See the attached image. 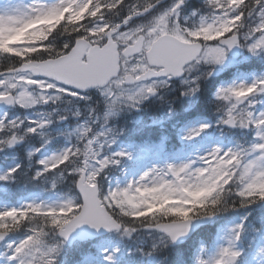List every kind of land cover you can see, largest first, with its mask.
I'll return each instance as SVG.
<instances>
[{"label":"snow or ice","instance_id":"6c2138e0","mask_svg":"<svg viewBox=\"0 0 264 264\" xmlns=\"http://www.w3.org/2000/svg\"><path fill=\"white\" fill-rule=\"evenodd\" d=\"M161 4L30 0L0 10V105L52 109L35 118L0 112V153L40 138L28 152L31 160L55 139L47 134L49 125L83 118L75 142L35 159L30 177L46 183L47 191L70 181L67 193L54 203L32 200L0 209V264H57L63 244L85 225L128 237L138 229L156 230L175 243L195 221L264 203V110L255 99L264 95V78L216 93L223 113L218 123L254 132L247 147H214L187 163L153 167L123 186L109 181V171L130 158L124 151L106 154L116 143L107 127L110 117L123 107L136 108L177 78L189 85L181 95L195 94L200 77L192 73L200 65H222L233 48L264 54V0H205L207 14L193 9L189 16L183 14L187 0H172L163 10ZM93 90L101 101L90 103ZM62 99L85 102V111L53 107ZM209 127L201 124L185 139ZM21 168L16 163L0 172V182L15 181ZM246 220L227 230L214 256L206 259L201 250L194 264H239ZM21 231V238H9ZM156 247L137 251L151 255ZM120 251L104 248V264H116Z\"/></svg>","mask_w":264,"mask_h":264},{"label":"rangeland","instance_id":"374dc122","mask_svg":"<svg viewBox=\"0 0 264 264\" xmlns=\"http://www.w3.org/2000/svg\"><path fill=\"white\" fill-rule=\"evenodd\" d=\"M29 2H30V0H0V10L9 9V8L15 9V8L21 7L23 5H26ZM190 13H191V11L184 10V15L185 16H189ZM201 14H204V13H201ZM205 14H207V13H205ZM224 65L225 66L232 65V61L230 60V58L228 56H227L225 62L221 66H224ZM248 75H250V74H247V73L246 74H242V75L238 74L237 76H235V78L232 81L223 83L217 89V91L220 88L227 87V86H229L231 84H238V83H241V82L250 83ZM255 75H258V74H251V76H255ZM260 78H264V72H262L260 74ZM188 88L189 87H187L185 89V91H187ZM217 91H216V93H217ZM189 96H193V94H189ZM261 100L264 103V96L261 97ZM74 102L75 101H73L72 104H68L67 107L71 108L72 110H77V109L80 110L81 108L78 106V104H77V106H75V105L72 106ZM125 108L126 107H123L114 116L117 117V115H119L122 112V110L125 109ZM259 109L260 110H264V105H262V107H260ZM46 112H48V111H46ZM34 113L36 114L37 112H34ZM34 113H31L32 114L30 116L31 118H35V114ZM131 122H132L133 126L127 128L130 131L133 130V129H136V127L134 126L135 121L133 120ZM80 123H83V120ZM78 124L79 123H76V125L73 127V130L76 129ZM201 124L202 123L200 121L198 123L194 122L191 126L188 125V126L182 128L180 130L182 135L184 134V142L187 141V139H185V137L187 136L188 132L191 129H193V128H198ZM107 127L111 128L110 126H107ZM242 130H244L243 131L244 133H247L245 131L247 129H242ZM113 131H114V134L116 136V142L118 144H113L107 150L106 154L110 155L112 152L124 151V152L128 153L129 156H130V158H126V159L128 161L130 160L131 163H135V167H133V165L127 164L128 161H124V159H123L122 162H121L120 167L117 168V169H114L115 176H113V178H112V174L108 173L109 181H111L112 184L120 183L121 186H123L128 181H131L133 179H138L140 175H142L145 171H148V170L152 169L153 167H164V166H166L168 164L179 165V164L187 163L189 161L196 160L199 156L206 154L208 151H210L214 147L228 148V147H233V146L236 145L234 143H231V144H228V145H222L221 143H217V142L212 143L211 142L210 144L202 145V147L201 146H199V147L194 146L190 152L184 153V160L179 157L180 156L179 153H176V154L168 153V158L167 159L164 158L165 160H163V161L158 160V162H155V159H154V153L155 152L152 149V147L150 146V144H145V145L143 144V146L138 147L136 142H133L134 140H132V139L130 140L129 139L130 138V133H128L125 128L116 129L114 127ZM248 131H250V130H248ZM122 133H124V135H125V138H126L125 141L123 140V136L121 135ZM119 135H121V136H119ZM127 139H129V140H127ZM219 139H220V136H219ZM145 141H143V142H145ZM245 147H247V146H245ZM12 164H10L8 166L11 167ZM5 169L6 168H0V172L5 171ZM31 176L32 175L24 177V179H23L24 182H21V185L22 186L24 185L23 186L24 188L29 187V186L37 185V184H33V183H36L38 181L30 180ZM37 186L43 187V189H47L48 188V185L46 183H44L43 181H39ZM1 189H7V188L2 187ZM40 191H42V190H40ZM50 193H51V195L46 200H43V201H45L47 203H54L61 196L64 195V194H59L57 191H50ZM41 197L42 196H41V193L39 191L38 192L34 191V193L32 195L30 194V195H28L26 197L25 201L24 200L21 201L20 206H22L23 204H25L27 202H30L32 200H37V201L42 200ZM20 206H18V207H20ZM6 207H13V205H11V204L3 205L2 203H0V209L6 208ZM231 226H233V224L229 223L222 230L223 235H220V239L226 238L227 230ZM111 237H112L111 235H105V236L98 237V238L94 239L92 242H90L89 245H88L89 249L92 248V247H96L100 257L97 256L96 254L84 255L83 256V261L81 263H78V264H104L102 250L104 248H108V249H111L113 247H119L120 248V246L118 244H114L112 242V238ZM48 239L51 240V236H49ZM154 239H155V241L158 244L165 243V239H164V237L161 234L156 235L154 237ZM224 243L225 242H220L219 247L222 244H224ZM218 248L210 256L205 257V258L207 259V258H210V257L214 256L216 251L218 250ZM78 249H79V243H77L76 246L74 247V251H77ZM61 250H62V248H61ZM88 253H90V252H88ZM121 253H122V251H120V254ZM253 264H264V241H263L262 246L260 248V252L257 255V257L255 258V261H254Z\"/></svg>","mask_w":264,"mask_h":264},{"label":"trees","instance_id":"16d2710c","mask_svg":"<svg viewBox=\"0 0 264 264\" xmlns=\"http://www.w3.org/2000/svg\"><path fill=\"white\" fill-rule=\"evenodd\" d=\"M228 212H233L234 213L235 211H227V213ZM253 217L254 216L252 215V218ZM64 256H67V255L65 254ZM184 262H185L184 264H190L191 261L190 260H187V261H184ZM160 264H171V262H169L168 260H163V261L160 262Z\"/></svg>","mask_w":264,"mask_h":264},{"label":"water","instance_id":"95a60500","mask_svg":"<svg viewBox=\"0 0 264 264\" xmlns=\"http://www.w3.org/2000/svg\"><path fill=\"white\" fill-rule=\"evenodd\" d=\"M74 238H75V235L72 234V236L69 238V242L71 243Z\"/></svg>","mask_w":264,"mask_h":264},{"label":"flooded vegetation","instance_id":"af4514ba","mask_svg":"<svg viewBox=\"0 0 264 264\" xmlns=\"http://www.w3.org/2000/svg\"><path fill=\"white\" fill-rule=\"evenodd\" d=\"M183 91H184V86H183ZM183 102H184V95H183ZM160 107H161V105H160Z\"/></svg>","mask_w":264,"mask_h":264}]
</instances>
